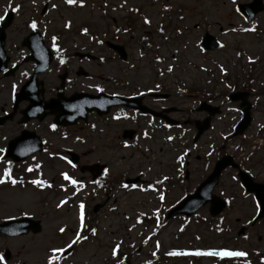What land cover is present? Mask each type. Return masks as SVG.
Segmentation results:
<instances>
[{"label": "rangeland", "instance_id": "obj_1", "mask_svg": "<svg viewBox=\"0 0 264 264\" xmlns=\"http://www.w3.org/2000/svg\"><path fill=\"white\" fill-rule=\"evenodd\" d=\"M45 1L0 0V17L2 18L9 7H18L17 11L23 7L19 10L14 24L7 30V43L12 48L20 44L21 39L29 31L25 20L26 15L36 14L38 8L35 10V7H43ZM247 1L250 0H84L77 7L85 8L69 9L67 7L71 6L66 0H50L48 7H58L57 10L48 14V19L51 16L54 18L51 28L65 33V42L70 45L67 46L71 51L90 46L89 36L82 35L79 31L81 26L90 25L92 19L97 20L100 28L106 25L110 27L111 14L115 17L125 16L128 7H140L141 13L153 20L154 23L149 26L143 22L140 15L131 18L135 20L133 28L124 35L126 39L131 34L142 37L143 32H149L150 39L154 42L152 53L146 52L145 56L139 49L143 45L138 43L132 47V58L127 67L131 68L130 64L134 63L135 68L130 69L128 73L129 81L126 89L128 93L153 87V79L162 81L165 91L171 94V97L157 104V108L176 106L177 109L171 112V116L178 119L184 117L185 120L192 121H203L209 114L206 110L196 111V108L200 109L201 105L198 106L195 95L190 94L197 93L195 88L200 91L205 88L212 92L211 95L208 93L210 96L218 99L208 101L211 109L210 116H215L212 119L211 128L205 129L199 137L196 136L199 140L196 144H192L189 137L183 138L182 142L178 138L171 147L165 144V136L167 137L171 131L166 133L159 131L153 136L156 137L155 139L143 140L138 137L134 142L132 141L137 145L125 147L121 139L123 129L135 127V123L132 121L108 123L107 119L101 122L95 118L93 120L96 121L97 128L86 126L75 129L71 126L65 130V134H68L66 138L63 137V132L59 131L56 133H60V136L55 132L50 134V138L45 135L48 140L46 146L50 147L51 151L54 148L61 151L62 148L68 147L81 154L83 163L99 161L108 163L109 188L103 190L110 192V198L108 204L94 214L92 206L104 201L106 198L104 192L103 196L99 195L97 199L90 194L91 192H84L74 202L69 197L74 195L75 188H70L69 193L58 195L54 194L52 189L44 191V183L37 185L31 182L25 187L19 185L12 187L0 183V203H2L0 219L8 214L16 213V206L17 214L29 213L34 217H43L42 232L30 233L11 240L6 239L11 253L18 258L16 260L19 264L22 262L47 264L48 257L52 255V249L65 251L70 244L74 247L70 257L64 255V251L57 253L60 259L56 264H119L118 260L122 257V252L126 253L128 247L131 249L132 264H139L141 261L147 262L146 264H217V261H220L218 259H221L219 256L209 255L170 254L197 251L202 253L221 250L244 252L245 256L237 258L245 259L254 256V251L257 253L262 251L264 255V219L251 225L250 220L256 214L258 204L251 194L245 193L234 177L236 172L233 170L224 172L213 189L214 194L231 201L230 206L228 205L222 213V219L210 216L209 204H206L197 212V215L188 218L187 221L184 217L175 219L174 215L172 218L175 220L168 223L164 222V218L150 221L153 214L165 208L169 209L183 196L193 192L201 180L208 174L210 176L214 168H217L218 157L225 153L244 158L248 167L252 169L254 178L264 181V143L255 146L257 142L261 144L259 141L261 138L258 137L264 134V12L258 16L257 21V25L262 29L261 33H250L246 30L247 20L236 7L237 3ZM168 4L176 7L177 13L180 14L177 17L178 26L175 28L172 27L170 18L167 20L162 17L161 7H166L165 5ZM93 7H97V10ZM106 13H108L107 17ZM181 16L184 17L181 19ZM67 19H71L73 23L71 30L68 31L65 30ZM161 20H166L164 26L166 32L154 33L155 27L161 25L158 24ZM120 23L126 26L125 21L121 20ZM104 30L96 31L102 37L106 34H103ZM205 30L219 36V48L209 51L202 49L200 42ZM101 45L103 49L106 48L104 43ZM157 45H163L160 51L165 59L161 60V63L154 60L155 52H158V49H155ZM8 52L12 54L11 51L8 50ZM172 53H174L173 57ZM118 62L120 61L98 64L96 74L99 78L100 76L110 77V70L120 65ZM121 64L123 65L122 62ZM83 65L88 69L92 64L83 61ZM57 67L56 64L43 76L49 87H47V96L52 94L54 83H58ZM26 69L30 70V64L18 70L14 77L5 78L0 82V114L10 109V95L16 82L26 75ZM137 69H140V72H137ZM224 72L227 74L223 75ZM223 76L235 83L237 89L249 90L251 96L247 99L253 105V121L243 132H236L232 138L227 136L240 121L242 112L239 101L229 100L230 88L228 83L222 80ZM75 79L68 84V90L92 88L91 91H95L93 89L95 87L100 90L106 86V83L100 81L95 85L91 79L77 77ZM192 85L197 87L194 88ZM251 86L256 89V92L249 89ZM181 87L189 88V92L181 93ZM144 100L145 103L149 102V98ZM50 119V117L47 118L45 122ZM147 121L143 120V124ZM13 122L0 127L2 148L6 140L16 134L18 124ZM104 124H108L106 131L101 130ZM187 130L190 137H195L196 130L193 122ZM179 133L181 132L178 131L177 135ZM252 150L254 152H251ZM188 152H190L189 158H185ZM3 154L4 151L0 152V159ZM249 154H252L250 158H245ZM46 155L47 153L40 154L33 162L24 165L26 171L18 173L17 176L22 175L29 177L31 181H38L39 178L51 180L58 178L61 171L67 174L68 162H63L58 157L54 160L48 159L45 158ZM45 159L46 166L41 162ZM184 169H188L187 178L183 175ZM4 173L2 162H0V177ZM139 174L152 183L156 180L162 181L172 174L175 180L172 175L171 180L167 178L170 181L169 185L157 186L156 189L150 184L123 187L124 183L121 181H124L125 177ZM51 180H47L48 184L52 183ZM93 188L96 189V186ZM87 193H89L88 197L82 198L87 196ZM42 197H50L52 202L48 205L42 204ZM82 200L88 202L82 203ZM81 204L84 206L83 222L80 218ZM90 210L91 215H89ZM144 215L146 221L141 220ZM85 225L86 229L96 230V234L84 243L73 244L77 234L82 235L81 231ZM242 226H247L246 233L243 235L238 233ZM61 228L64 229L63 232L60 231ZM85 234L86 231L82 237ZM3 240L0 237V242ZM117 245V255L113 257L112 251ZM158 256L161 258L158 259ZM233 258L235 257L230 259Z\"/></svg>", "mask_w": 264, "mask_h": 264}, {"label": "snow or ice", "instance_id": "obj_2", "mask_svg": "<svg viewBox=\"0 0 264 264\" xmlns=\"http://www.w3.org/2000/svg\"><path fill=\"white\" fill-rule=\"evenodd\" d=\"M67 3L72 4L75 2V0H66ZM13 11H16V9H12ZM237 11H239V9H237ZM0 19H2V17H0ZM145 23H148L147 20H145ZM31 28L35 29L36 28V24L35 22H33L30 25ZM86 31V30H85ZM222 46V45H221ZM63 62V61H61ZM53 127H55L53 125ZM169 139H171V137H169ZM0 152H3V149H0ZM8 173H5V175H7ZM64 179L66 180H70V182L75 185L77 183V181L72 180L70 177L67 176V174H64ZM3 180H0V183H3ZM13 183H15V181H12ZM32 183L37 184V185H42L43 181H32ZM123 187H128V185H123ZM135 187V186H134ZM83 204L80 205V209H81V213H80V218H81V222H83ZM61 232L64 231L63 228L60 229ZM80 239H82V237L79 236V234H77V239L74 240L72 243L75 244L77 243ZM72 245L70 244L69 247H71ZM117 248L113 249L112 251V255L113 257H115L117 255ZM52 255H50L48 257L47 260V264H56V262L60 259V257L57 255V253H61L64 251V249H52ZM171 255H196V256H200V255H209V256H219L221 259L224 258H232V257H243L246 255V253L244 252H236V251H229V250H221V251H211V252H207V253H202V252H194V253H170ZM0 264H5L4 262V257L2 255H0Z\"/></svg>", "mask_w": 264, "mask_h": 264}, {"label": "water", "instance_id": "obj_3", "mask_svg": "<svg viewBox=\"0 0 264 264\" xmlns=\"http://www.w3.org/2000/svg\"><path fill=\"white\" fill-rule=\"evenodd\" d=\"M252 9V7L250 8ZM26 218L18 220V221H14L13 223L9 224V223H5L4 225H1L0 227H6V228H17L18 229V233H24L27 232L29 230L28 225L25 223L26 222ZM7 230V229H6ZM39 230L38 227L35 228V231Z\"/></svg>", "mask_w": 264, "mask_h": 264}, {"label": "flooded vegetation", "instance_id": "obj_4", "mask_svg": "<svg viewBox=\"0 0 264 264\" xmlns=\"http://www.w3.org/2000/svg\"><path fill=\"white\" fill-rule=\"evenodd\" d=\"M18 125L20 126V123H18Z\"/></svg>", "mask_w": 264, "mask_h": 264}]
</instances>
